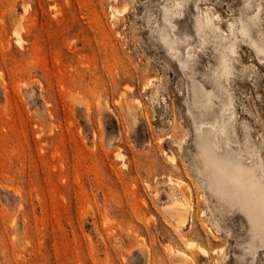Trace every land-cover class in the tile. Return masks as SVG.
<instances>
[{
    "label": "rangeland",
    "instance_id": "obj_1",
    "mask_svg": "<svg viewBox=\"0 0 264 264\" xmlns=\"http://www.w3.org/2000/svg\"><path fill=\"white\" fill-rule=\"evenodd\" d=\"M262 31L264 0H0V264H264L205 154L264 186Z\"/></svg>",
    "mask_w": 264,
    "mask_h": 264
},
{
    "label": "bare ground",
    "instance_id": "obj_2",
    "mask_svg": "<svg viewBox=\"0 0 264 264\" xmlns=\"http://www.w3.org/2000/svg\"><path fill=\"white\" fill-rule=\"evenodd\" d=\"M261 7V4H258V8ZM258 18V14L256 15ZM253 25H255V21L251 20L249 24L245 26V32L252 34L254 33L253 30ZM263 32V37L259 40V44L262 48H264V31ZM19 43V40H18ZM21 43V42H20ZM151 83V81H150ZM205 92V98L203 100H198V102H201V106L204 110V115L205 116H212L213 111H212V106L210 102V93L206 88H204ZM205 123H202L204 125ZM206 124H210L211 126L214 127L213 122H206ZM205 154L207 157H211L213 164L217 168L218 171H220L221 177H222V185L225 184H232L236 186H240L237 188L238 196L235 199V201L239 202L243 208L245 209L246 213L250 217H257L258 219L260 217H264V186L259 185V183L256 181L254 178L253 172L251 170L240 167L237 168L236 170H231L230 168H226V166H223L221 163L220 158L218 155L215 153L214 149L210 146H208L207 149H205ZM212 182H215V186L213 187H220L219 181H214L211 179ZM224 194H228V192H224ZM230 197V196H229ZM259 215V216H258ZM183 219L181 222H186V218L184 215ZM189 247L191 248H196L197 251L202 254L203 256H208L209 251L201 245H197L195 242L190 241L189 242Z\"/></svg>",
    "mask_w": 264,
    "mask_h": 264
}]
</instances>
